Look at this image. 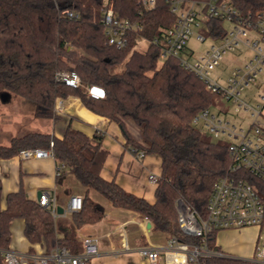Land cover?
Instances as JSON below:
<instances>
[{
  "label": "trees",
  "instance_id": "16d2710c",
  "mask_svg": "<svg viewBox=\"0 0 264 264\" xmlns=\"http://www.w3.org/2000/svg\"><path fill=\"white\" fill-rule=\"evenodd\" d=\"M229 1L242 13L264 8V0ZM105 5L142 25L120 49L106 42ZM172 21L167 0H155L150 9L141 0H0V96L29 101L39 119H57L56 99L77 96L87 109L120 126L126 146L156 154L161 161L155 200L149 203L100 176L107 150L99 132L90 137L68 124L61 137L28 131L0 143V158L24 148H51L54 160L63 165L60 175L71 176L84 188L81 209L71 212L73 227L61 235L50 206L28 198L22 188L8 193L2 207L0 182V264H4L1 250L9 247L14 219L23 221V235L31 244L40 243L46 251L57 245L81 252L82 241L74 228L95 223L105 213L103 205L88 195L89 190L111 207L135 211L152 229L169 235H181L176 202L181 200L204 215L212 185L221 176L243 177L264 199V182L244 171L230 173L226 143L212 140L192 123L198 111L215 102V95L176 58L158 62L159 48L150 39ZM138 39L148 41L144 51L135 48ZM58 70L77 75L80 84L57 80ZM88 87L101 95H88ZM206 240L216 253L201 257L200 264H262L224 254L215 245V231H209Z\"/></svg>",
  "mask_w": 264,
  "mask_h": 264
},
{
  "label": "built area",
  "instance_id": "2783aa9c",
  "mask_svg": "<svg viewBox=\"0 0 264 264\" xmlns=\"http://www.w3.org/2000/svg\"><path fill=\"white\" fill-rule=\"evenodd\" d=\"M167 2L173 21L150 42L159 48L160 59L176 58L216 97L214 103L193 116L192 123L212 140L226 143L230 173L244 171L264 182V8L255 13H242L229 0ZM141 4L150 9L155 0H141ZM65 13L75 16L71 11ZM102 16L106 42L117 49L127 44L129 34H137L142 29L137 22L119 16L111 5L103 7ZM193 34L197 43L209 39L205 49L197 54L188 46ZM227 55L232 57L225 58ZM55 76L60 81L80 84L79 77L66 70H58ZM247 87H254L256 91L246 94ZM87 94L101 95V92L88 87ZM240 112L249 120L232 118ZM133 152L138 158L145 155L141 150ZM18 155L53 157L51 148H24ZM62 169L63 165H58V175ZM149 179L157 183L158 176L152 173ZM37 201L50 206L55 215L53 194L42 192ZM81 206V196L73 194L66 210L71 213ZM176 208L181 235H170L165 245H143L136 249L148 264H200L201 257L216 253L207 245L209 231L260 226L264 222L263 195L246 179L232 174L214 181L204 215L181 200L176 202ZM81 241L83 250L79 253L56 245L49 251L44 248L21 252L8 247L1 250V255L4 264H86L97 254V244L90 236H83ZM123 247L129 249L126 243ZM252 260L264 264V243L256 247Z\"/></svg>",
  "mask_w": 264,
  "mask_h": 264
},
{
  "label": "crops",
  "instance_id": "0c3cea01",
  "mask_svg": "<svg viewBox=\"0 0 264 264\" xmlns=\"http://www.w3.org/2000/svg\"><path fill=\"white\" fill-rule=\"evenodd\" d=\"M13 97L1 95L0 102L7 103ZM21 100V101H20ZM20 105H28L22 99L17 100ZM57 119L35 118L31 124L32 131L50 132L61 137L65 127H72L92 136L95 132L102 134V146L107 155L100 169V176L105 180L115 181L125 191L146 199L149 203L155 200L156 183L149 179L150 174L159 176L160 157L156 154H145L142 158L126 146V140L120 126L107 117L96 114L87 109L74 95L57 98L54 105ZM128 130L137 136L136 129L129 123ZM6 141L1 144L6 143ZM58 163L53 157L22 158L18 154L8 158H0L1 206H5L8 193L22 188L26 196L37 200V193L45 192L54 195L56 204L55 220L59 233L65 234L73 227L71 213L68 212L67 202L71 195L82 196L84 188L69 175H58ZM88 195L103 205L105 213L102 218L91 224L75 227L79 240L83 236H90L97 244V254L86 264H148L136 249L143 245H165L170 236L165 232L152 229V224L142 218L135 211L122 207H111L104 199L98 197L97 192L88 191ZM101 196V195H100ZM57 207L62 212L57 211ZM149 223V224H148ZM260 226H244L240 228H224L215 231V245L224 253L231 256L253 259L256 247L259 245ZM11 240L9 247L18 251H41L44 247L40 243H29L23 235V221L14 219L10 226ZM128 244L129 249L123 247Z\"/></svg>",
  "mask_w": 264,
  "mask_h": 264
},
{
  "label": "rangeland",
  "instance_id": "374dc122",
  "mask_svg": "<svg viewBox=\"0 0 264 264\" xmlns=\"http://www.w3.org/2000/svg\"><path fill=\"white\" fill-rule=\"evenodd\" d=\"M209 43V39H206L202 43H197L194 39V34L191 36L188 42V46L191 47L194 54L202 52L207 44ZM148 41L146 39H138L135 43V48L140 51H144L147 47ZM232 56H226L225 58H230ZM162 59H159L158 62H161ZM237 61H239V58H236ZM225 75V73H221ZM256 91V88L254 87H247L244 92L246 94H253ZM13 97L10 102L7 103H1L0 102V140L2 142L10 140L12 136H19L24 134L25 132L32 131L31 124L33 121H35L32 116V110H29L28 105H20L18 103V97ZM21 101V100H20ZM26 101V100H23ZM25 103H30L29 101H26ZM227 104V103H226ZM246 117V118H245ZM232 118H245L247 121L249 120L245 113H238L236 116H232ZM40 120V119H39ZM5 144V143H4ZM100 199H103L102 196L98 195ZM105 201V200H104ZM264 243V222L262 224V228L260 231V238H259V244Z\"/></svg>",
  "mask_w": 264,
  "mask_h": 264
},
{
  "label": "water",
  "instance_id": "95a60500",
  "mask_svg": "<svg viewBox=\"0 0 264 264\" xmlns=\"http://www.w3.org/2000/svg\"><path fill=\"white\" fill-rule=\"evenodd\" d=\"M40 196V192L37 193V199L39 198ZM57 211L58 212H62V209L60 207H57ZM149 224V223H148Z\"/></svg>",
  "mask_w": 264,
  "mask_h": 264
}]
</instances>
